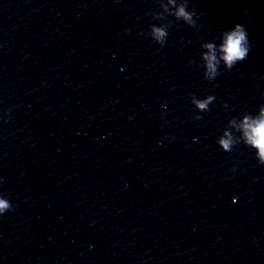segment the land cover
<instances>
[{
  "label": "clouds",
  "instance_id": "obj_1",
  "mask_svg": "<svg viewBox=\"0 0 264 264\" xmlns=\"http://www.w3.org/2000/svg\"><path fill=\"white\" fill-rule=\"evenodd\" d=\"M159 11H151L149 14L159 25H149V30L144 33L154 43L161 47L166 45L169 28L172 21L168 17H173L176 21H182L190 28H196V9L189 10L188 0H159ZM203 51L200 53L204 79L211 82L216 79L220 73V66L223 64L225 71H230L238 63L247 59L251 50L249 34L244 25L237 23L230 30H223L220 36L219 44L216 41L204 42L201 44ZM193 61H189V64ZM264 97V92L261 93ZM216 97L208 95L203 99L197 98L195 94L190 95V102L198 113L210 111V105L213 104ZM225 109L228 108L224 104ZM6 114V113H5ZM193 120L199 121L203 117L195 114ZM231 117L227 126L222 130V135L217 137L216 143L224 152H231L235 146L243 143L245 146L255 151V158L259 165H264V104L259 105L258 112L251 114L245 112L239 118ZM234 133H239L235 135ZM230 171L234 174L236 169L233 167ZM14 206L9 198L0 194V216L13 211Z\"/></svg>",
  "mask_w": 264,
  "mask_h": 264
}]
</instances>
